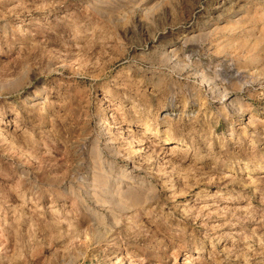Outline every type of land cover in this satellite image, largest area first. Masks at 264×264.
<instances>
[{"label": "rangeland", "instance_id": "rangeland-1", "mask_svg": "<svg viewBox=\"0 0 264 264\" xmlns=\"http://www.w3.org/2000/svg\"><path fill=\"white\" fill-rule=\"evenodd\" d=\"M0 264H264V0H0Z\"/></svg>", "mask_w": 264, "mask_h": 264}]
</instances>
